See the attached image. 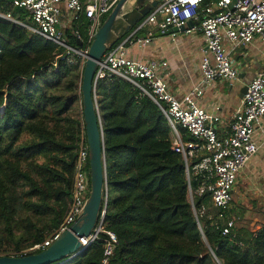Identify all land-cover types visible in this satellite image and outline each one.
Returning a JSON list of instances; mask_svg holds the SVG:
<instances>
[{"label":"trees","instance_id":"1","mask_svg":"<svg viewBox=\"0 0 264 264\" xmlns=\"http://www.w3.org/2000/svg\"><path fill=\"white\" fill-rule=\"evenodd\" d=\"M0 12L18 20L27 14L4 0ZM65 36L75 42L68 28ZM82 70L78 57L70 62L62 47L0 18V255L31 253L68 211L77 153L86 145L82 113L72 108L81 101ZM95 94L107 185L103 224L117 238L109 264H264V227L223 234L207 212L196 221L183 159L171 150L158 106L115 75L98 81ZM190 186L198 211L210 196L196 193V178ZM104 237L51 264H100Z\"/></svg>","mask_w":264,"mask_h":264},{"label":"built area","instance_id":"2","mask_svg":"<svg viewBox=\"0 0 264 264\" xmlns=\"http://www.w3.org/2000/svg\"><path fill=\"white\" fill-rule=\"evenodd\" d=\"M13 7L26 11L32 24L14 19L10 13L0 12V18L13 21L30 34L40 35L64 49L68 61L86 58L87 48L105 17L118 0H4ZM194 21L204 40V54L200 61L202 80L190 92L177 96L168 88L161 68L165 61L151 59L147 62L127 57L128 44H148L155 29L164 31L171 27L189 32L188 21ZM70 28L71 38L80 39L81 46H70L61 28ZM80 27H85L82 36ZM148 27L143 37L136 34ZM255 38L264 42V0H160L141 18L133 32L108 48L97 63L94 75V100L97 107L95 87L98 81L112 75L135 85L160 109L171 130V150L180 154L183 163L188 194L193 211L207 212L202 206L194 208L190 180L196 178V193L208 192L212 206L217 210L215 225L223 234L230 232L233 219H226L225 212L232 200V190L239 170L258 150L253 138L255 124L264 116V69L247 84L240 107L233 114L229 129L219 132L223 119L215 113L200 108L194 96L202 94V87L216 79L232 81L237 78L230 53L240 45H247ZM76 44V43H75ZM98 111V108H97ZM90 191L88 147L81 143L77 153L70 204L58 228L41 243L28 249L32 252L48 247L61 232L68 230L81 212ZM105 198L95 227L87 236L80 237L79 248L68 255L69 260L100 238L104 233L100 264H109L117 244L114 232L104 228L103 220L107 205ZM223 222V223H222Z\"/></svg>","mask_w":264,"mask_h":264},{"label":"crops","instance_id":"3","mask_svg":"<svg viewBox=\"0 0 264 264\" xmlns=\"http://www.w3.org/2000/svg\"><path fill=\"white\" fill-rule=\"evenodd\" d=\"M194 25L197 24L189 20L185 28L192 29ZM147 29L148 27L141 30L136 36L143 37ZM166 30L155 29L152 40L146 45L138 42L128 44L125 54L127 57L143 62L151 59L165 61L167 65L161 68L163 79L167 82L171 92L182 96L195 86L202 84L200 61L205 50L204 40L197 27L189 32L184 31V28L173 30L170 33H166ZM127 32L129 35L133 29L130 28ZM230 56L234 66L238 68L237 78L232 81L216 79L211 84L202 87L200 96H194L200 108L209 113H215L223 119L224 122L219 128L222 134L229 129L233 114L240 107L242 97L239 94L240 89L247 82L245 81L248 75L247 67L254 68L251 72L254 77L264 69V42L255 38L247 45L236 47ZM253 138L258 145V150L239 170L232 190V200L225 212L226 219H233L232 202L242 204L246 200L250 201L252 204H248L244 209L239 208L234 213L237 218L244 214L245 218L252 222L250 225H241L233 219L234 225L230 231L245 228L256 232L264 227V116L255 124ZM255 202H258L259 208ZM205 207L207 217L213 219L214 222L217 221V210L212 206L210 198ZM208 207L214 211L208 212Z\"/></svg>","mask_w":264,"mask_h":264},{"label":"water","instance_id":"4","mask_svg":"<svg viewBox=\"0 0 264 264\" xmlns=\"http://www.w3.org/2000/svg\"><path fill=\"white\" fill-rule=\"evenodd\" d=\"M160 0H118L102 21L87 48L83 63L80 93L85 137L88 147L90 191L85 204L74 223L45 249L24 255H0V264H51L69 258L79 246V238L87 236L95 227L105 198V156L103 131L94 100V75L97 63L104 52L112 47L124 34L143 18ZM131 3V5H129ZM172 27L165 32L170 33ZM81 46L80 39L75 41ZM247 84L240 89L242 97ZM193 210V208H192ZM197 220V217L193 211Z\"/></svg>","mask_w":264,"mask_h":264},{"label":"rangeland","instance_id":"5","mask_svg":"<svg viewBox=\"0 0 264 264\" xmlns=\"http://www.w3.org/2000/svg\"><path fill=\"white\" fill-rule=\"evenodd\" d=\"M106 16H107V15H106ZM106 16H105V17H106ZM105 17L102 18V21L105 19ZM17 18H19L20 21H22V22H24V23H26V24H32V22L29 21L25 15H17ZM68 29L70 30V28H68ZM61 30H62V32L65 34V32H66V27H62ZM80 31L82 32V28H80ZM66 39H67V43H68L70 46H75V45H76L75 42L71 41V39H69V38H67V37H66ZM84 60H85V58H84L83 60L81 59L82 63H84ZM231 60H232V58H231ZM253 70H254L253 67H247V74H248V75H247V77H246V79H245V81H247L246 84H248L249 82H251V80L253 79L254 76L251 75V72H252ZM252 76H253V77H252ZM72 108H73V112L76 113V115H78V116L81 115V113H82V105H81V101L74 102ZM255 203H256L257 207L259 208L260 206H259L258 202H255ZM232 204H233V207H234V212H237L236 210H238L239 208L244 209V207L248 206V204H252V202L246 200V201H244L242 204H238V203H234V202H232ZM209 206H210V205H209ZM213 211H214V210H213L212 208L208 207V212H211V213H212ZM234 212H233V214H232V218L235 219V222H236L237 224H241V225H250V223L252 222V220H248V219H246L244 214H241L240 217L237 218V217H235V213H234ZM256 223H259V222H256ZM27 250H28V249H27ZM28 252H30V251H28Z\"/></svg>","mask_w":264,"mask_h":264}]
</instances>
